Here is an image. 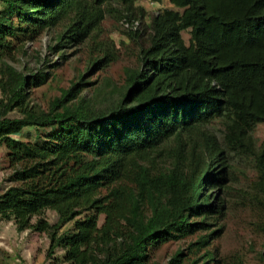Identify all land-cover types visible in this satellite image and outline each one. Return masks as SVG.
Instances as JSON below:
<instances>
[{
	"label": "trees",
	"instance_id": "1",
	"mask_svg": "<svg viewBox=\"0 0 264 264\" xmlns=\"http://www.w3.org/2000/svg\"><path fill=\"white\" fill-rule=\"evenodd\" d=\"M136 1L0 0V147L13 169L0 219L47 234V255L63 250L66 264H160L157 249L205 231L188 248L204 249L208 264L210 239L223 228L212 227L226 214L243 162L256 179L242 196L259 209L264 232V142L253 135L264 122V0H169L182 11L164 9L146 24ZM110 11L141 21L127 31L140 45L141 67L126 69L121 97L93 108L76 100V83L47 109L31 104L30 86L48 73L26 75L7 63L18 49L13 40L23 47L62 25L58 46L92 39L93 65L103 69L119 58L113 39H99ZM30 127L39 141L16 137ZM184 256L178 251L167 264Z\"/></svg>",
	"mask_w": 264,
	"mask_h": 264
},
{
	"label": "rangeland",
	"instance_id": "2",
	"mask_svg": "<svg viewBox=\"0 0 264 264\" xmlns=\"http://www.w3.org/2000/svg\"><path fill=\"white\" fill-rule=\"evenodd\" d=\"M115 8L120 9L116 3ZM136 7H142L145 15L143 23L149 22L152 15L164 9L180 10L173 6L169 0L153 2L152 0H137ZM1 9V5H0ZM127 18L122 17L118 11L107 13L102 22V35L99 39H113L119 48V58L103 69L95 68L93 61L98 54L95 53L93 40L80 44L66 43L61 46L58 35L62 25L44 32L34 41H28L22 47L19 37L13 40L18 49L6 62L14 66L19 72L33 75L39 71L48 73L46 82L38 87L30 86L28 100L31 104H38L47 109L50 102L62 95L64 90L71 88L76 83H83L82 89L76 100L84 98L93 108H106L116 102L122 95L126 84V69L140 68L139 49L136 41L128 38L127 31L133 27L127 26ZM135 22V21H134ZM141 21H139L140 23ZM133 29V28H132ZM187 44L190 43V32L182 33ZM2 94L0 93V98ZM19 116L17 112L9 114ZM51 129H42V134ZM258 146L264 142V122L258 123L253 131ZM23 140L39 141L35 128H26L16 135ZM13 169L10 165L8 150L0 147V193L12 185L10 176ZM256 172L251 163L243 162L235 170L231 181L232 195L227 197V210L225 216L219 221L221 233L210 239L208 249L214 253V260L208 264H264V232L261 230L262 216L247 197L243 198L242 191H250ZM246 199V200H245ZM45 218L51 223L58 221L55 211L48 210ZM101 217V223L103 222ZM73 227V222L65 224L61 232ZM205 231L180 241L164 244L154 252L155 261L167 264L178 251H183L185 256L182 264H203L204 249L194 254L189 250V245L198 240ZM50 240L45 233L30 230L18 231L13 221L0 219V264H66L63 262V250H56L52 257L47 255Z\"/></svg>",
	"mask_w": 264,
	"mask_h": 264
},
{
	"label": "built area",
	"instance_id": "3",
	"mask_svg": "<svg viewBox=\"0 0 264 264\" xmlns=\"http://www.w3.org/2000/svg\"><path fill=\"white\" fill-rule=\"evenodd\" d=\"M127 26H129V23H127ZM133 28L136 29L138 26H139V21L136 20L134 23H133Z\"/></svg>",
	"mask_w": 264,
	"mask_h": 264
}]
</instances>
